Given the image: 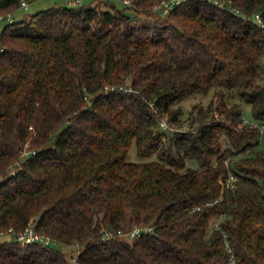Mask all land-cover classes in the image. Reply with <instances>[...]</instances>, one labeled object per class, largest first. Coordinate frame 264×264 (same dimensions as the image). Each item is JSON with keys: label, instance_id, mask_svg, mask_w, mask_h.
<instances>
[{"label": "trees", "instance_id": "obj_1", "mask_svg": "<svg viewBox=\"0 0 264 264\" xmlns=\"http://www.w3.org/2000/svg\"><path fill=\"white\" fill-rule=\"evenodd\" d=\"M23 1L0 0V231L34 219L51 243L0 240V264H223L227 246L264 264V0H72L13 21ZM210 93L182 129L179 104ZM135 225L152 231L118 235Z\"/></svg>", "mask_w": 264, "mask_h": 264}, {"label": "rangeland", "instance_id": "obj_2", "mask_svg": "<svg viewBox=\"0 0 264 264\" xmlns=\"http://www.w3.org/2000/svg\"><path fill=\"white\" fill-rule=\"evenodd\" d=\"M91 0H80V3L86 4ZM72 2V0H35L32 2L27 3V7H19L16 11H14V13L8 15L10 16L9 18H11L13 21H18L21 19H27L29 18V16L41 9H46L48 7H50L51 5L54 4H63V5H70ZM115 4L117 5V7H122V2L120 0H115ZM101 7L105 8L107 6H105V4H100ZM153 22H155L154 20H152ZM8 22L5 19H1L0 18V32L3 29L4 25H6ZM263 61H264V56H263ZM213 98L212 93H210L208 96H195V97H190L184 101H182L179 104L180 109L182 110L181 113V119H182V123H181V128L182 129H188L190 127V120L192 117H195L197 111H196V107L194 106H201L203 109L206 108V106L208 105L209 101ZM234 98H232L233 100ZM237 99H235L236 101ZM238 101V100H237ZM214 104H217V100L214 101ZM243 106V116L245 120H250V116H251V112H250V107L248 104H244L242 103ZM176 124L173 123H168L165 118L161 121L160 123V127L162 129H170L171 131L174 130V128L176 127ZM260 141H259V148H264V133L260 134L259 136ZM223 142H225V139H223ZM27 147L25 146V148L22 150L26 151ZM24 153V152H23ZM128 160L129 161H140L142 160L136 152V148L134 143L131 145L130 149H129V153H128ZM21 155H23L21 153ZM26 155L22 156L25 157ZM240 156V155H239ZM238 157V156H237ZM188 165L191 167L196 168L198 166L197 162L195 160H188ZM12 169V168H11ZM14 169V167H13ZM10 236L9 235H3L1 239H9Z\"/></svg>", "mask_w": 264, "mask_h": 264}, {"label": "built area", "instance_id": "obj_3", "mask_svg": "<svg viewBox=\"0 0 264 264\" xmlns=\"http://www.w3.org/2000/svg\"><path fill=\"white\" fill-rule=\"evenodd\" d=\"M123 1H124V3H129V0H123ZM184 1H186V0H160L157 4H155L153 6L152 10L154 12H159L162 15H166L173 8H175L176 5H178ZM210 1H212L214 4H217L220 6L223 5V3H221L217 0H210ZM76 2H78V0L73 1V3H76ZM22 6L27 7V3L23 1ZM231 9L236 14L243 15L241 13V11L236 7H232ZM251 18H253V20H255L258 24H262V21H261L259 14L253 15V16H251ZM113 87L114 86H112L111 88H113ZM262 133H264V125L263 124L259 125V134H262ZM23 152H22V154H23L22 156L26 155L27 151H23ZM12 171L13 172L15 171L13 169V167H12ZM234 179H235V176L233 174H229V176L227 178V186H229V184L232 183V181ZM35 225H36L35 220L30 219V221L28 222L26 227L17 233H15L12 228H9L7 231H0V240H6V239H1L2 236L3 235H9L10 238H14L15 240H17L18 242H20L23 245L34 243V242H43L45 244L51 243V240L49 237L42 235L36 231ZM215 226L219 227V221L218 220L215 221ZM150 231H152V227L135 225L128 232H123L121 230H118L117 233L120 236H124L127 240L132 241L134 238H136L137 236H140L142 233L150 232ZM105 235H106V238H108L111 235H113V232L112 231H106ZM227 251L229 252V256L223 264H235L236 259H235V256L233 255L231 248L229 246H227ZM77 254H78V252L75 253L70 258V264H77V258H78Z\"/></svg>", "mask_w": 264, "mask_h": 264}]
</instances>
